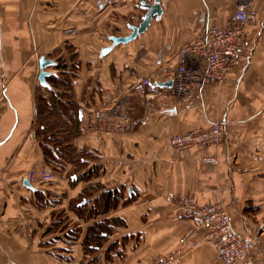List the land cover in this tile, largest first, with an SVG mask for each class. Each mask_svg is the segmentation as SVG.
Returning a JSON list of instances; mask_svg holds the SVG:
<instances>
[{
    "label": "crops",
    "instance_id": "obj_1",
    "mask_svg": "<svg viewBox=\"0 0 264 264\" xmlns=\"http://www.w3.org/2000/svg\"><path fill=\"white\" fill-rule=\"evenodd\" d=\"M158 1L163 12L142 35L114 44L139 27L142 2L154 0H0V264H157L176 255L178 264H220L206 231L190 234L194 221L170 194L203 207L222 203L264 264V0ZM247 5L257 18L237 66L224 84L206 85L200 103L157 108L136 91L139 79L189 63L186 46L208 28L231 26ZM42 60L54 63L45 68L52 75L59 62L74 68L73 144L86 157L73 184L71 164L30 188V171H51L35 133L38 96L59 91L50 78V87L40 83ZM106 112L134 124L97 133L89 117ZM216 122L225 123L220 145H168ZM93 227L103 240L86 247Z\"/></svg>",
    "mask_w": 264,
    "mask_h": 264
},
{
    "label": "built area",
    "instance_id": "obj_2",
    "mask_svg": "<svg viewBox=\"0 0 264 264\" xmlns=\"http://www.w3.org/2000/svg\"><path fill=\"white\" fill-rule=\"evenodd\" d=\"M257 11L249 5L239 8L233 16V24L228 28H208L200 33L184 49L188 62L172 69L158 70L153 76L139 79L136 91L154 107L173 110L177 106L200 103L202 90L206 85H222L226 77L237 66L239 55L248 42L246 28L255 22ZM90 124L95 132L113 134L130 128L134 123L128 116H114L108 112L90 116ZM224 124L216 122L209 129H192L186 134H175L168 145L177 151L194 147L217 146L224 139ZM204 163L218 165L216 158L206 157ZM28 180L32 184L45 186L53 182L50 171L32 170ZM177 200L182 216L194 221L190 234L206 231L204 241L213 244L220 264H256L253 256L254 243L245 239L233 229L232 220L226 206L222 203L199 206L190 197L169 195ZM179 256L159 258L157 264H178Z\"/></svg>",
    "mask_w": 264,
    "mask_h": 264
},
{
    "label": "trees",
    "instance_id": "obj_3",
    "mask_svg": "<svg viewBox=\"0 0 264 264\" xmlns=\"http://www.w3.org/2000/svg\"><path fill=\"white\" fill-rule=\"evenodd\" d=\"M56 65L59 74L48 77L46 79L48 86L46 87H50V84L47 82L50 78L53 82L52 87H57L59 91L58 93L49 91L50 98L38 96L35 110V133L37 140L40 142L42 153L45 156L47 167L53 173L49 171L54 175V173L56 174L66 169V166L72 164L75 167L74 176H76L78 171L85 165L84 159L86 154L84 151L78 152L73 144L75 136L80 132V111L72 91L74 68L72 66L67 67L64 62H61V64L59 62ZM98 168L96 167L94 169ZM79 178L77 175L76 179L71 181L72 184L79 180ZM113 197H106L105 212L109 210L114 200L117 201V195L112 201ZM82 202V200L78 201L76 208ZM100 235V231L93 227L89 237H87L86 247L90 245L99 247L103 240ZM90 239H92V242L89 245Z\"/></svg>",
    "mask_w": 264,
    "mask_h": 264
},
{
    "label": "water",
    "instance_id": "obj_4",
    "mask_svg": "<svg viewBox=\"0 0 264 264\" xmlns=\"http://www.w3.org/2000/svg\"><path fill=\"white\" fill-rule=\"evenodd\" d=\"M141 9L146 10L147 13L143 17V20L140 23L139 27H133L132 33L128 37L112 38V41L114 44H127L130 41L136 39V37L142 35L149 28V26L151 25L150 24L151 21L154 18L161 16V14L163 12V9H161V6H160L158 0H154V4H152V5H149V4H146L145 2H142ZM50 65L53 66L54 63L49 62V61H45V60L41 61V66H40L41 74L39 76V80H40V83L42 84V86H44V87L48 86V84L46 83V79L52 75V73L47 72L45 69L46 67H48ZM24 183L26 186L32 188L31 183H29L28 181H25Z\"/></svg>",
    "mask_w": 264,
    "mask_h": 264
},
{
    "label": "rangeland",
    "instance_id": "obj_5",
    "mask_svg": "<svg viewBox=\"0 0 264 264\" xmlns=\"http://www.w3.org/2000/svg\"><path fill=\"white\" fill-rule=\"evenodd\" d=\"M53 173V172H52Z\"/></svg>",
    "mask_w": 264,
    "mask_h": 264
}]
</instances>
